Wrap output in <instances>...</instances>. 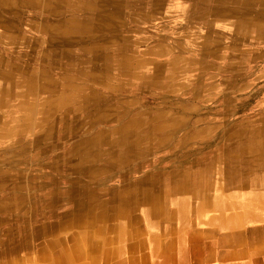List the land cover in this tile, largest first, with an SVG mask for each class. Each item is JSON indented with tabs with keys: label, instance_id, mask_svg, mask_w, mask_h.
Returning <instances> with one entry per match:
<instances>
[{
	"label": "rangeland",
	"instance_id": "rangeland-1",
	"mask_svg": "<svg viewBox=\"0 0 264 264\" xmlns=\"http://www.w3.org/2000/svg\"><path fill=\"white\" fill-rule=\"evenodd\" d=\"M213 3L4 0L0 5V70L4 71V78H0L4 92L0 95V264H46L51 259L47 241L75 240L73 234L87 231L70 228L75 224L69 227L65 222L77 209L86 210L80 201L88 199V190L106 200L116 187L125 184L119 183L121 176L135 184L131 190L139 191L145 185L136 183L146 174L175 173L179 178L184 169L203 172L212 167L207 202L210 210H217V222L232 223L234 230L247 232L264 229V205H257V189L246 182L228 184L223 172L227 167H246L238 150L249 145V130L258 128L264 120V20H254L259 26L252 27L250 21L244 24L242 20L245 9L231 12L229 4L217 8ZM252 6L253 13L247 12L255 19L264 5L256 0ZM61 92L77 101L69 100L58 109L52 101ZM98 114L104 124L95 128L90 122L98 121ZM135 118L144 124L131 126ZM18 126H22L20 131L11 132ZM120 128L122 133L118 132ZM99 129L107 146L121 137L134 141L136 154L134 151L122 163L120 173L103 177L100 171L97 178H83L75 171L78 153L120 154L116 149H103V143L91 146L84 142ZM205 177L202 174V179ZM72 183L79 187L74 195L68 192ZM157 191L155 188L154 194ZM262 191L264 195V188ZM194 199L189 204L181 203L184 199L180 203L176 202L181 199L169 201L161 207L164 214L148 216V222L144 220L145 205L140 204L135 212L140 220L136 227L168 222L166 210H193L200 204L199 198ZM96 207L92 205L99 210ZM195 215L185 217L193 222ZM177 217L180 222L184 219L181 213ZM57 221L64 225L52 228L50 225ZM40 226L46 227L45 234L33 237L32 233L42 232ZM113 226L110 223L111 229H115ZM121 226L128 228L123 221ZM217 232L223 231L218 228ZM93 239L95 236L90 235L85 242L91 254L89 264L96 257L90 250L96 244ZM56 250L60 247L53 253ZM103 250L97 253L101 255ZM76 251L84 253L82 241ZM107 258L103 257L106 262ZM252 258H259L253 264H264V249Z\"/></svg>",
	"mask_w": 264,
	"mask_h": 264
},
{
	"label": "bare ground",
	"instance_id": "bare-ground-1",
	"mask_svg": "<svg viewBox=\"0 0 264 264\" xmlns=\"http://www.w3.org/2000/svg\"><path fill=\"white\" fill-rule=\"evenodd\" d=\"M36 1V0H34ZM141 1V0H140ZM256 0H213V3L215 7L217 8H221V7H226L229 4L230 8H228V10H230L231 12H233L234 10H239V9H245L244 12H242V20L244 21V24H248L249 21V25L254 27V26H259L256 24V22L254 20L257 21H262L264 20V11L262 13H257V15H255V19L253 18V15H251L250 13L252 12L250 10L253 9L255 6H252V4L255 2ZM7 2V1H6ZM117 2V0H116ZM260 3H262L264 5V0H259ZM10 3V2H9ZM37 3V2H36ZM138 3V2H137ZM4 4V0H0V5ZM134 4V3H133ZM111 9V8H110ZM262 9V8H261ZM113 11V9H111ZM251 11L249 14L247 11ZM111 11V12H112ZM119 12V11H118ZM202 12V11H201ZM230 12V13H231ZM115 13V11H114ZM120 13V12H119ZM197 13V12H196ZM237 13V12H236ZM241 13V12H240ZM253 13V12H252ZM110 14V13H109ZM199 14V13H198ZM134 15V14H133ZM195 15V14H192ZM197 15V14H196ZM209 16V15H208ZM185 17V16H184ZM263 19H261V18ZM131 18V17H130ZM193 21V20H192ZM191 22V21H190ZM76 24V22H74ZM84 25V24H83ZM248 26V25H246ZM261 26H264L263 24H261ZM262 29H264L263 27H261ZM55 29V28H54ZM205 31V30H204ZM208 32V31H207ZM104 37V36H103ZM94 40V39H93ZM245 42V41H244ZM243 43V42H242ZM40 54V53H39ZM228 54V53H227ZM231 54V53H230ZM244 54V53H243ZM208 56V55H207ZM234 56V55H233ZM242 56V55H241ZM235 57V56H234ZM244 57V56H243ZM228 58V57H227ZM226 60V59H225ZM189 65V63H187ZM239 65V64H237ZM233 66V65H232ZM236 66V65H235ZM234 66V67H235ZM244 66H242L243 68ZM237 68V67H236ZM5 70V69H4ZM234 70V69H233ZM245 71V69H243ZM8 71V70H7ZM238 71V70H236ZM234 74V73H233ZM240 74V73H239ZM225 75V73H224ZM242 76V75H241ZM201 77V75H200ZM229 77V76H228ZM0 78H4V71L0 70ZM216 80V79H214ZM222 81V80H221ZM218 82V81H217ZM229 82H231L229 80ZM223 83V82H222ZM227 83V82H226ZM234 84V83H233ZM225 85V84H224ZM228 85V83H227ZM192 86V85H191ZM205 86V85H204ZM232 87V86H231ZM188 88V87H187ZM199 88V87H198ZM202 88V86H201ZM224 88V87H223ZM230 88V87H228ZM197 90V89H196ZM57 91V90H56ZM183 91V90H182ZM54 92V91H53ZM52 92V94H53ZM210 92V91H209ZM212 92V91H211ZM4 92L1 91L0 89V95H2ZM197 93V92H196ZM4 95V94H3ZM208 95V94H206ZM191 97V96H190ZM1 99V97H0ZM54 101H52V103L54 104V106H56L58 109H62V107L64 105H67L69 100L72 101H77L76 99H73L67 95H65L64 92H61V94L59 96H55L54 97ZM111 99V98H110ZM113 102V101H112ZM78 103L80 104V100L78 101ZM0 106H1V101H0ZM73 106V105H72ZM54 107V108H56ZM98 107V106H97ZM95 107V108H97ZM151 108V107H150ZM34 109V108H33ZM82 109V107H81ZM98 109V108H97ZM141 110V109H140ZM137 113V112H136ZM130 115V114H129ZM122 116V115H121ZM60 117V116H59ZM128 117V115H127ZM51 118V117H50ZM62 118V117H61ZM25 119V118H24ZM97 120H93L90 122V125L92 127L97 128L99 126V124H102L104 122L103 117L97 116ZM125 119V118H124ZM123 119V120H124ZM134 119V118H132ZM150 119V118H149ZM264 119V118H263ZM48 120V119H47ZM50 120V119H49ZM27 121V120H24ZM260 121V120H259ZM61 122V121H60ZM59 122V123H60ZM106 122V121H105ZM146 122H149L148 120ZM153 122V121H152ZM114 123V122H113ZM116 123V122H115ZM126 123V122H125ZM157 123V122H156ZM104 124V123H103ZM117 124V123H116ZM142 124H144V122H141L140 120L136 119L134 121H132L131 126H141ZM154 124V123H153ZM223 124V123H222ZM44 125V124H42ZM47 125V124H46ZM45 125V126H46ZM123 125V124H122ZM148 125V124H147ZM225 125V124H224ZM23 126V125H22ZM22 126H18L16 127L13 131H17V130H21ZM59 126V124H58ZM222 126V125H221ZM220 126V127H221ZM230 126V125H229ZM44 127V126H43ZM151 127V126H150ZM236 127V126H235ZM234 127V129H235ZM264 127V120H262L260 122V125L258 126V128H252L249 131L252 134V139L249 143V150L246 152V154L241 155V150L239 148L238 153L239 155L242 157L243 159V164L244 166H246L245 168H243L242 170H236L234 168H226L224 172V174L227 176L228 179V184H232V183H236L235 178L236 177H241L238 179V181L242 182L243 180H247L248 178H252L250 180H254L255 182L253 183H248L250 184V186L254 187L255 189H257V193L255 196V199L257 200V205L259 204V206L264 205V195H261V191H262V183H264V151H263V147H264V134H261L260 137H258V133H260L261 128ZM42 128V127H41ZM99 128V127H98ZM61 129V128H60ZM91 129V128H90ZM117 129V128H116ZM126 129V128H125ZM247 129V128H246ZM39 130V129H38ZM135 130V129H134ZM133 130V131H134ZM149 130V129H148ZM243 129H241L242 131ZM58 131V130H57ZM91 131V130H90ZM116 131V130H115ZM162 131V130H161ZM225 131V130H224ZM223 131V132H224ZM235 131V130H234ZM233 131V132H234ZM89 132V131H88ZM92 132V131H91ZM90 132V133H91ZM119 133H122V129H118ZM129 132V131H128ZM127 132V133H128ZM222 132V133H223ZM231 132L230 136L234 135V133ZM243 132V131H242ZM37 133V132H35ZM57 133V132H56ZM89 133V134H90ZM117 134V131L115 132ZM137 133V132H136ZM151 133V132H150ZM162 133V132H161ZM262 133H264L262 131ZM3 135V131H0V135ZM59 134V133H58ZM61 134H63L61 132ZM104 134V132H103ZM129 134V133H128ZM154 134V133H153ZM152 134V135H153ZM213 134V133H212ZM211 134V135H212ZM228 134V133H227ZM239 134V133H238ZM237 134V135H238ZM123 135V134H122ZM148 135V134H147ZM156 135V134H155ZM210 135V136H211ZM50 135H48L49 137ZM58 136V135H57ZM80 136V135H79ZM85 136V135H84ZM89 136V135H88ZM126 136V135H125ZM130 136V135H129ZM146 136V135H144ZM149 136V135H148ZM154 136V135H153ZM17 137V136H16ZM19 137V136H18ZM23 137V136H22ZM47 137V139H48ZM104 137L106 138V136L104 135ZM150 137V136H149ZM161 137V136H160ZM224 137V136H223ZM235 137V136H234ZM136 138V136H135ZM141 138V137H140ZM1 139V138H0ZM14 139V138H13ZM12 139V140H13ZM19 139V138H18ZM102 133L101 130L99 129L96 134L92 137V138H87L86 140H84V142H86V144L88 145H97L99 143H103L104 146H102L103 149H116L118 151H120L119 155H113L112 151L111 153H108L106 155H100V154H95V155H91L90 153L86 152H80L78 153V165L77 167H75V171L79 172V175H81L83 178L87 176H89L90 179L96 177V173L101 171V175L104 177L107 174H110L112 172H119V169L122 168L121 165H123L122 163L124 161H126L128 159V156L131 155L135 150H136V144L133 143L131 140L127 139V138H122L118 141L113 142V145L107 146L108 145V141L107 140H102ZM116 139V138H115ZM134 139V138H133ZM229 139V138H228ZM239 139V138H238ZM51 140V139H50ZM154 140V139H153ZM194 140V139H193ZM222 140V139H221ZM231 140V139H230ZM11 141V140H10ZM22 141V140H21ZM82 141V140H81ZM138 141V140H137ZM186 141V140H185ZM152 142V141H151ZM218 142V141H217ZM235 142V141H234ZM19 143V142H18ZM138 143V142H137ZM195 143V142H194ZM232 143V142H231ZM139 144V143H138ZM239 144V143H238ZM28 145V144H27ZM44 145V143H43ZM47 145V144H45ZM53 145V144H51ZM194 145V144H193ZM39 146V145H38ZM50 146V145H49ZM100 146V145H99ZM195 146V145H194ZM221 146V145H219ZM48 147V146H47ZM97 147V146H96ZM3 148V147H1ZM5 148V147H4ZM17 148V147H16ZM45 148V147H44ZM91 148V147H90ZM139 148V147H138ZM142 148V147H141ZM157 148V147H156ZM220 148V147H217ZM222 148V147H221ZM43 149V148H42ZM94 149V148H93ZM187 149V148H186ZM31 150V149H30ZM87 150V149H86ZM91 150V149H90ZM149 150V149H148ZM39 151V150H38ZM42 151V150H41ZM52 151V150H51ZM56 151V150H55ZM92 151V150H91ZM141 152V150L139 152H137V154H139ZM7 153V152H5ZM52 154V153H51ZM51 154H48L49 156ZM136 154V151H135ZM212 154V153H211ZM218 154V153H217ZM247 155V156H246ZM138 156V155H137ZM147 156V155H146ZM234 156V155H233ZM72 157V156H71ZM26 159V157H24ZM41 158V157H39ZM46 158V157H45ZM73 158V157H72ZM220 158V156H219ZM22 159V158H21ZM61 159V158H60ZM59 159V160H60ZM145 159V157H144ZM212 159V158H211ZM236 159V158H235ZM6 160V159H5ZM39 160V159H38ZM44 160V159H42ZM57 160V159H55ZM62 160V159H61ZM230 160V159H229ZM241 160V158L239 159ZM23 161V160H22ZM33 161V160H32ZM67 161V160H66ZM76 161V160H75ZM139 161V160H138ZM31 162V161H30ZM45 162V161H44ZM43 162V163H44ZM64 162V161H63ZM135 162V161H134ZM141 162V161H139ZM225 162V161H223ZM231 162V161H230ZM240 162V161H239ZM33 163V162H32ZM69 163V162H68ZM67 163V164H68ZM207 163V162H206ZM227 163V162H226ZM233 163V162H232ZM66 164V165H67ZM70 164V163H69ZM135 165V164H133ZM61 166V165H60ZM59 166V167H60ZM68 167L70 165H67ZM224 166V165H223ZM233 166V165H232ZM194 167V166H193ZM119 168V169H118ZM173 168V167H172ZM176 168V167H174ZM212 168V167H211ZM211 168L207 167L204 168L205 170L202 172L200 170H196V171H188L187 169H184L180 174H179V178L175 177V173H170V174H165V173H150V174H146L145 172V176H143L141 179H139V182L136 183L137 186L141 187L142 185H145V188L141 189L138 191L136 189L131 190L133 185L132 182H130V179H125L124 176L122 177L121 182L119 183H125V184H121L120 188L116 187V189L113 190L112 193H110L111 197L106 199V200H100L99 198H97L94 194H91L92 190L89 189L88 192L86 193V196L88 199H90V202H88L89 200H85V201H80V206L85 207L86 210H78L75 212H72L73 215L71 216V218H69V220H67L65 223H67V225L70 227L71 224H75V226H71L72 227H76V228H81V229H86L88 230V234H92L94 236H100V237H104L105 235H108L110 233H112L115 229H111L112 227H110V223H113L114 226L117 227V229H119V232L117 234V238L121 237V233L122 230L121 228H119L121 226V222H125L126 225H137L138 222L140 220H138L137 216L135 215L136 212V208L138 207V205L143 204L145 205V209L144 210H161V207L164 206L165 204H169V201L171 203H174L175 199H181L179 201H177L176 203H180L182 201V199H184L181 203L185 204H189V202L191 203V199L194 198H199L200 200V204L199 205H195L193 210H202V205L204 206H209L211 207L210 203H208V191L211 190V186L209 184L210 177H208L210 175L211 172ZM54 169V167H53ZM64 169V168H63ZM68 169V168H67ZM123 169V168H122ZM128 169V167H127ZM126 169V170H127ZM161 169V168H160ZM224 169V168H223ZM134 170V169H133ZM136 170V168H135ZM172 170V169H171ZM179 170V169H176ZM70 171V170H69ZM122 171V170H120ZM66 172V171H65ZM56 173V172H55ZM74 173V172H73ZM72 173V174H73ZM120 173V172H119ZM71 174V173H70ZM144 174V173H143ZM202 174L207 176L205 177V179H202ZM214 174V173H213ZM221 174V173H220ZM178 175V174H177ZM71 176V175H70ZM223 176V175H222ZM229 176V177H228ZM97 178V177H96ZM132 178V177H130ZM204 178V177H203ZM213 178V177H211ZM70 179V178H69ZM80 179V178H79ZM136 179V178H135ZM225 179V178H222ZM82 180V179H81ZM96 180V179H95ZM94 180V181H95ZM77 181V180H75ZM74 182V181H73ZM86 182V181H85ZM174 182V184H172ZM223 183V182H222ZM226 183V182H225ZM243 183V182H242ZM76 183H72L71 186H69V191L70 193H72V195H74V193L78 190L79 187L75 186ZM82 184V182L80 183ZM260 184V185H259ZM79 185V184H78ZM84 185V184H83ZM82 185V186H83ZM87 185V184H86ZM224 185V184H223ZM93 186V185H92ZM225 186V185H224ZM223 186V187H224ZM228 186V185H227ZM234 186V185H233ZM241 187V186H240ZM243 187V186H242ZM95 188V187H94ZM99 188V187H98ZM157 188V192L154 194V189ZM232 188V187H231ZM82 189V188H81ZM97 189V188H96ZM184 190H188L189 192H182ZM227 190V189H226ZM94 191V190H93ZM96 191V190H95ZM94 191V192H95ZM105 192V191H103ZM263 192V191H262ZM45 193V192H44ZM102 193V192H101ZM97 194V193H96ZM64 195V194H63ZM77 195V194H76ZM173 195V196H172ZM173 197V198H170ZM210 196V195H209ZM47 197V196H46ZM66 197V196H65ZM64 197V198H65ZM76 197V196H75ZM85 197V196H84ZM83 197V198H84ZM102 197V196H101ZM106 197V196H105ZM14 198V197H13ZM17 198V197H16ZM63 198V197H61ZM86 198V197H85ZM26 199V198H25ZM56 199V198H55ZM54 199V201H56ZM72 199V198H71ZM80 199V198H79ZM258 199L260 201H258ZM24 200V199H23ZM195 200V199H194ZM39 201V200H38ZM48 201V199H47ZM60 201V200H59ZM74 201V199H73ZM43 202V201H41ZM53 202V201H52ZM18 203V202H17ZM55 203V202H54ZM76 203V202H75ZM193 203V202H192ZM20 204V203H19ZM45 204V203H44ZM56 204V203H55ZM13 205V204H12ZM21 205V204H20ZM27 205V204H26ZM37 205V204H36ZM51 205V204H50ZM92 205L93 206H97L99 210H94L92 209ZM15 206V205H14ZM35 206V205H34ZM24 207V205H23ZM96 207V208H97ZM187 209L190 208L189 205L186 206ZM192 207V206H191ZM26 208V207H25ZM37 208V206L35 207V209ZM27 209V208H26ZM43 209V208H42ZM81 209V207H80ZM182 210V207L180 208ZM23 210V209H22ZM29 210V209H28ZM46 210V209H45ZM210 210V208L208 209ZM245 210V209H244ZM31 211V210H30ZM13 212V211H12ZM71 213V212H70ZM150 213V212H149ZM152 215L156 218L157 213L155 211L151 212ZM150 213V214H151ZM55 214V213H54ZM25 215V214H24ZM28 215V214H27ZM59 215V214H57ZM29 216V215H28ZM27 216V217H28ZM56 216V215H55ZM150 216V215H149ZM144 220L147 222L148 221V214H146L144 212ZM29 218V217H28ZM152 218V217H150ZM22 219V218H21ZM237 218L234 217L232 218V220H236ZM60 220V219H59ZM27 221V220H25ZM60 221L54 222L52 225H50L52 228L57 227L58 224H63V222L59 223ZM78 223V224H77ZM164 223V222H162ZM34 224V223H33ZM113 226V227H114ZM165 226V225H164ZM41 227V231L42 232H34L31 235L34 237L35 235H39V234H45V230L46 227L44 226H40ZM115 227V228H116ZM122 227V226H121ZM134 227V226H133ZM69 228V229H70ZM49 229V228H48ZM132 229V227H131ZM139 229V228H138ZM39 230V229H38ZM129 230V229H128ZM127 233V232H126ZM134 233L136 234L135 230ZM21 235V234H20ZM128 235V234H127ZM22 236V235H21ZM138 237L135 236L134 241L140 237V235H137ZM38 237V236H37ZM133 237V236H132ZM7 238V237H6ZM106 238H109V235L106 236ZM104 239L106 240H111V239ZM115 238V237H114ZM127 239V238H126ZM129 239V238H128ZM5 240V239H4ZM139 240V239H138ZM72 242V247H70V249H65L64 247V243L65 242ZM85 243L81 237H75V240L72 241V239H68L66 241H61V240H55L54 242L51 241H47L48 242V250L50 249H55V247H60V250L58 251V254L56 256V254L54 256H52V258L55 259V264H64V263H69V258L71 257V255H77V251L80 245V242ZM7 242V240H6ZM56 243V244H55ZM59 243V245H58ZM58 245V246H57ZM136 245V244H135ZM134 247V246H133ZM5 249V248H4ZM15 249V248H14ZM97 249V244H92L90 246V250L92 252H95V250ZM51 250V251H52ZM106 250V249H105ZM104 251V250H103ZM108 251V249H107ZM5 252V251H4ZM131 252V251H130ZM7 254V253H6ZM45 254V253H44ZM106 254L109 256L111 255L110 252H106ZM50 255V254H48ZM70 255V256H69ZM103 255V254H102ZM105 255L104 258H107ZM104 256V255H103ZM73 257V256H72ZM107 260V259H106ZM54 263V262H53Z\"/></svg>",
	"mask_w": 264,
	"mask_h": 264
},
{
	"label": "crops",
	"instance_id": "crops-1",
	"mask_svg": "<svg viewBox=\"0 0 264 264\" xmlns=\"http://www.w3.org/2000/svg\"><path fill=\"white\" fill-rule=\"evenodd\" d=\"M262 131L264 132V128H261L258 137L264 134ZM248 148L249 145H242L240 147L241 155L246 154L249 150ZM250 179L252 178L243 180V183L240 181H236V183L255 182ZM262 188H264V183H262ZM182 192L189 191L184 190ZM170 198L173 197L170 196ZM206 207L210 208L209 206H204V208ZM258 207L260 208L261 206L258 205ZM248 209L245 208V210ZM153 211L157 214L161 213V215L165 212V210H144L148 216H153L151 213ZM166 212L168 214L166 219L168 222L163 224L149 222L139 229L136 227L137 225H134L132 229L131 227L133 226L131 225H127L128 228L126 229L120 226L119 228L122 230L120 238L116 237L120 233L116 227L112 233L108 234L109 238H106L108 235L104 234L106 239H111L106 241L103 236L100 238V236L96 235V239H93L97 244V249L93 252L96 254H93V256L96 257H93L91 264H253L259 261V258H252V256L258 255V252L264 249V239H262L264 229L251 228L249 232L245 229L234 230L232 223L226 222L222 225V222H217L214 215L217 210H166ZM179 213L184 215L182 222L177 217ZM192 213L196 214L193 222L189 217L187 219L185 217V215ZM218 228L219 231L223 232L218 233ZM87 232L88 230L84 235L83 232L81 234H73L72 238L75 236L81 237L86 242L88 236H94L92 234L89 235ZM137 235H140V237L134 241L133 238L135 236L138 237ZM250 240H256V242ZM52 241L54 242L55 240ZM196 241L200 242L196 243ZM64 247L67 250L70 249L72 247L71 242ZM103 248L109 249L108 251H102L101 255L98 254ZM51 250L48 251L51 259L49 258L46 264H55V259L52 256L55 254L57 256L58 250L54 253ZM106 252H110L111 255L108 256ZM105 255L108 256V263L103 259ZM38 258L40 259V257ZM89 259H91V254L89 251L87 252L84 243V253L76 256L71 255L68 259L69 263L64 264H89Z\"/></svg>",
	"mask_w": 264,
	"mask_h": 264
}]
</instances>
